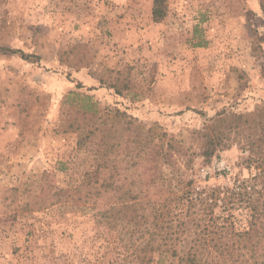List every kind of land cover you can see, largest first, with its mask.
Instances as JSON below:
<instances>
[{
  "label": "rangeland",
  "instance_id": "1",
  "mask_svg": "<svg viewBox=\"0 0 264 264\" xmlns=\"http://www.w3.org/2000/svg\"><path fill=\"white\" fill-rule=\"evenodd\" d=\"M152 7L0 4V47L39 57L0 54V264H136L144 227L98 215L118 202L101 194L110 172L140 202L171 205L187 182L195 197L256 173L258 133L236 117L264 119V0H167L160 23ZM117 72L120 96L107 88ZM85 119L80 149L68 126ZM205 135L221 141L209 155ZM164 250L151 264H176Z\"/></svg>",
  "mask_w": 264,
  "mask_h": 264
},
{
  "label": "trees",
  "instance_id": "2",
  "mask_svg": "<svg viewBox=\"0 0 264 264\" xmlns=\"http://www.w3.org/2000/svg\"><path fill=\"white\" fill-rule=\"evenodd\" d=\"M4 1L0 0V4ZM166 14L167 0H153L152 21L160 23ZM0 54L18 55L31 63L39 61L38 56L17 49L0 47ZM107 88L118 96L122 95L129 88L128 75L123 77L117 72L116 79L109 82ZM261 117L260 112L236 117L237 120L245 118V123L250 122L258 133L255 139H249L253 155L251 162L256 173L231 187L203 191L193 197L188 188L191 184L187 182L188 190H182L172 205L167 200L144 203L129 189L114 186V174L109 173L102 184L101 194L116 191L113 199L118 202L102 208L98 215L136 228L144 227L148 236L132 253L136 264H151L154 254L166 247L170 252L164 250L163 253H169L176 264H264V119ZM90 127L89 119L68 126V131L78 134V148L82 149L88 142L92 135ZM205 136L204 153L209 155L210 149L220 145L221 141L214 142ZM173 147L172 142L167 143L168 150ZM165 162L168 163L169 159ZM93 175L86 173L85 181L89 183ZM64 193L73 195L75 192L66 190ZM181 217L185 220L182 221Z\"/></svg>",
  "mask_w": 264,
  "mask_h": 264
},
{
  "label": "built area",
  "instance_id": "3",
  "mask_svg": "<svg viewBox=\"0 0 264 264\" xmlns=\"http://www.w3.org/2000/svg\"><path fill=\"white\" fill-rule=\"evenodd\" d=\"M223 166V164H221ZM223 169V168H222ZM227 178V177H226Z\"/></svg>",
  "mask_w": 264,
  "mask_h": 264
}]
</instances>
